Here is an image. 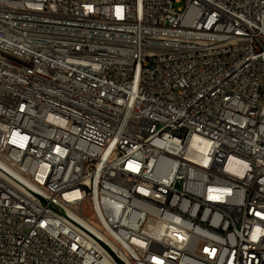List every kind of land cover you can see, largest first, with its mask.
Segmentation results:
<instances>
[{
  "label": "built area",
  "instance_id": "built-area-1",
  "mask_svg": "<svg viewBox=\"0 0 264 264\" xmlns=\"http://www.w3.org/2000/svg\"><path fill=\"white\" fill-rule=\"evenodd\" d=\"M0 264H264V0H0Z\"/></svg>",
  "mask_w": 264,
  "mask_h": 264
},
{
  "label": "rangeland",
  "instance_id": "rangeland-1",
  "mask_svg": "<svg viewBox=\"0 0 264 264\" xmlns=\"http://www.w3.org/2000/svg\"><path fill=\"white\" fill-rule=\"evenodd\" d=\"M175 6H176V8H178V7H183V6H184V3L176 4Z\"/></svg>",
  "mask_w": 264,
  "mask_h": 264
},
{
  "label": "bare ground",
  "instance_id": "bare-ground-1",
  "mask_svg": "<svg viewBox=\"0 0 264 264\" xmlns=\"http://www.w3.org/2000/svg\"><path fill=\"white\" fill-rule=\"evenodd\" d=\"M197 141H198V139H195L192 145L196 146L197 145Z\"/></svg>",
  "mask_w": 264,
  "mask_h": 264
}]
</instances>
